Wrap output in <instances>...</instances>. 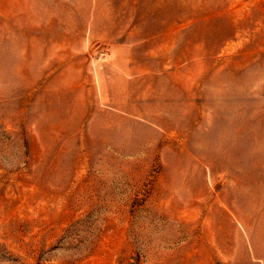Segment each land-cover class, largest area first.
I'll list each match as a JSON object with an SVG mask.
<instances>
[{
  "label": "rangeland",
  "instance_id": "1",
  "mask_svg": "<svg viewBox=\"0 0 264 264\" xmlns=\"http://www.w3.org/2000/svg\"><path fill=\"white\" fill-rule=\"evenodd\" d=\"M0 264H264V0H0Z\"/></svg>",
  "mask_w": 264,
  "mask_h": 264
},
{
  "label": "bare ground",
  "instance_id": "2",
  "mask_svg": "<svg viewBox=\"0 0 264 264\" xmlns=\"http://www.w3.org/2000/svg\"><path fill=\"white\" fill-rule=\"evenodd\" d=\"M97 140V139H96ZM132 149V148H131ZM224 178V177H223ZM192 201V200H191Z\"/></svg>",
  "mask_w": 264,
  "mask_h": 264
}]
</instances>
